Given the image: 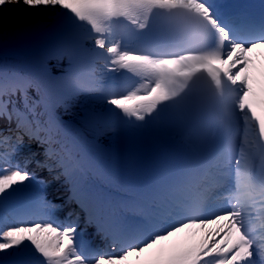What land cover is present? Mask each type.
Masks as SVG:
<instances>
[{
    "label": "snow or ice",
    "instance_id": "1",
    "mask_svg": "<svg viewBox=\"0 0 264 264\" xmlns=\"http://www.w3.org/2000/svg\"><path fill=\"white\" fill-rule=\"evenodd\" d=\"M42 8L58 10L57 30L67 42L53 54L68 61L72 95L95 90L80 62L103 60L106 71L140 80L106 97L115 119L147 123L170 113L202 142L222 138L211 187L231 181L228 207L209 212L199 190L209 173L197 168L172 188L180 195L171 220L145 215L129 227L90 195L85 162L48 112L40 86L0 66V205L32 189L49 214L0 226V264H264V51H256L264 48V15L225 13L213 0H0V13ZM41 172L53 182L64 178L67 199L62 191L49 199L47 177L36 187ZM77 208L86 210L83 226ZM96 237L119 250L93 249Z\"/></svg>",
    "mask_w": 264,
    "mask_h": 264
},
{
    "label": "bare ground",
    "instance_id": "2",
    "mask_svg": "<svg viewBox=\"0 0 264 264\" xmlns=\"http://www.w3.org/2000/svg\"><path fill=\"white\" fill-rule=\"evenodd\" d=\"M55 13H56V10L54 9L53 12L50 13V14H54V15H52L50 18H53L55 16ZM47 19H48L47 16H44V18L37 19V20H43L44 21V20H47ZM37 20H35V21H37ZM24 22L26 23V21H24ZM16 25H18V22H10V21H7V20H0V44L4 40L10 39V38L12 39V38H15V37L19 36V34H20L21 30L23 29V27H16ZM256 51L257 52L264 51V48L257 49ZM35 65L48 68V69H50L52 71H55V72H59L62 68H64L63 65H55L54 64L52 66H49L46 63H39V62H36ZM28 68H29L28 66L12 67V68L8 69L7 71H9V74L16 73V74L25 75L24 74V70H27ZM25 76H27V74ZM138 86H139V84H136L133 88L138 87ZM92 105L93 104L91 102H89V104H87V105L85 103H81L77 107V110L80 109L77 114H76V112L71 110V108L67 109V110H65L64 108H59L51 116H53L54 118L57 119V122H58V124L60 126L65 121H69V120L80 121V119H79L80 115L78 116V114L81 113L84 109L85 110L86 109L87 110L94 109L95 107H93ZM62 134H65V133H62ZM89 134L92 135V136H95L98 140H100L101 142L104 143L107 140L111 139L112 137H113L112 138V140H113L115 138L116 131H115L114 128H109V129H100L97 132H90ZM66 135L72 141V138L70 137V135L69 134H66ZM217 169H218V167L215 168V170H217ZM215 174H216V172H215ZM88 179H90V176H88ZM83 183H84V180H83ZM211 184H212V180H210L208 183H206L204 188H203V186H201L199 190H201L203 188L204 192H215L217 188L216 187H211ZM224 186H225V183H224ZM224 203L225 204H223L222 206L226 205V202H224ZM28 220H29V218H27L24 222H28ZM12 223H14V222L11 221V220H7V218H5V217H2V224L3 225L12 224Z\"/></svg>",
    "mask_w": 264,
    "mask_h": 264
},
{
    "label": "rangeland",
    "instance_id": "3",
    "mask_svg": "<svg viewBox=\"0 0 264 264\" xmlns=\"http://www.w3.org/2000/svg\"><path fill=\"white\" fill-rule=\"evenodd\" d=\"M51 11H52V9H43V8L39 9V10L25 9V11L23 13L8 11L6 13H0V20H7L10 22H17V21H27L28 22V21L34 20L36 18H42L45 15H48ZM91 94H93V95H91ZM91 94L85 95V96L81 97L79 100L71 102L72 110L77 113L78 112L77 107L81 103L88 102V101H92V102H96V103H101V102L104 103L106 97L108 96V94H106L102 98V97H100L102 95L101 92L96 93V91L92 92ZM99 97H100V99H99ZM61 180H63V179L61 178ZM35 183H36L37 188L43 187L42 185H40L39 181H36ZM49 183L55 184L56 182H49ZM17 187H20V186H17ZM49 189H51V187ZM24 192H32V189H26L23 192H20L17 195L13 196V198H9V199L15 201L16 199H18V197H23ZM52 198L53 197H50L49 199H52ZM7 201H10V200L5 199L4 202H7ZM4 205H6V204L4 203ZM41 211H43L42 215H40ZM41 211L36 216H32V218L34 220H30L29 222H32V221L40 222L41 220L46 219L49 214L43 209ZM37 216H39V217H37Z\"/></svg>",
    "mask_w": 264,
    "mask_h": 264
}]
</instances>
